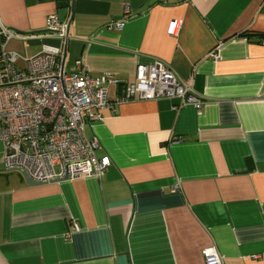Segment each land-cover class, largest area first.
<instances>
[{
    "label": "crops",
    "instance_id": "1",
    "mask_svg": "<svg viewBox=\"0 0 264 264\" xmlns=\"http://www.w3.org/2000/svg\"><path fill=\"white\" fill-rule=\"evenodd\" d=\"M52 14L69 18L64 44L46 34ZM2 27L30 35L6 43L18 68L46 44L68 72L122 82L158 59L202 103L103 109L83 130L109 158L100 177L27 184L1 146L0 264H204V248L264 264V0H0Z\"/></svg>",
    "mask_w": 264,
    "mask_h": 264
},
{
    "label": "built area",
    "instance_id": "2",
    "mask_svg": "<svg viewBox=\"0 0 264 264\" xmlns=\"http://www.w3.org/2000/svg\"><path fill=\"white\" fill-rule=\"evenodd\" d=\"M129 10L125 6V12ZM46 34L64 44L69 18L59 20L52 14L46 19ZM122 20L111 27L122 29ZM180 20H171L167 32L176 35ZM0 144L5 170H20L38 183L54 180L100 177L110 161L97 158L95 137L86 138L83 130L91 120H100L101 111L114 103L135 99L179 98L200 108L202 99L193 93L191 82L180 81L173 70L156 59L139 63L133 80L122 82L103 72L91 76L82 68L68 72L61 45H44L41 52L17 66V54L7 51L13 38H27L9 28L0 29ZM108 85L121 86L112 101ZM114 102V103H113ZM72 229L79 226L73 223ZM204 264H223L213 248L202 250Z\"/></svg>",
    "mask_w": 264,
    "mask_h": 264
},
{
    "label": "water",
    "instance_id": "3",
    "mask_svg": "<svg viewBox=\"0 0 264 264\" xmlns=\"http://www.w3.org/2000/svg\"><path fill=\"white\" fill-rule=\"evenodd\" d=\"M16 171H18V172H20V173L22 174V176L24 177L25 182H26L27 184H31V185L41 184V183L33 182V181L29 180V179L26 177V175H25L24 172H22V171H20V170H16Z\"/></svg>",
    "mask_w": 264,
    "mask_h": 264
},
{
    "label": "rangeland",
    "instance_id": "4",
    "mask_svg": "<svg viewBox=\"0 0 264 264\" xmlns=\"http://www.w3.org/2000/svg\"><path fill=\"white\" fill-rule=\"evenodd\" d=\"M1 146H2V145L0 144V148H1Z\"/></svg>",
    "mask_w": 264,
    "mask_h": 264
}]
</instances>
